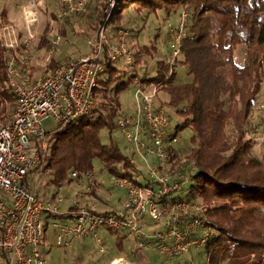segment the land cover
I'll return each instance as SVG.
<instances>
[{
	"label": "built area",
	"instance_id": "built-area-1",
	"mask_svg": "<svg viewBox=\"0 0 264 264\" xmlns=\"http://www.w3.org/2000/svg\"><path fill=\"white\" fill-rule=\"evenodd\" d=\"M59 2L60 19L88 13L87 0ZM117 2L107 1L104 18L88 39L87 55L62 61L51 74L38 80L32 78L29 62L36 46L39 10L36 0H24L20 6L25 36L17 42H6L12 49H23L20 60L12 56L7 65L6 79L13 88L15 104L7 120L0 117V264H46L41 247L46 245L50 228L56 246L69 247L92 237L103 251L101 231L111 230L127 235L136 249L163 258L185 256L220 236V230L201 215L204 204L173 200L183 190L186 178L180 167L173 168L170 161L169 148L176 147L180 137L165 108L155 102L161 84L150 88L139 82L134 93V112L116 113L117 127L148 168L146 184L112 174L110 185L123 187L128 194L125 211H99L95 204L81 205L78 199L63 210L56 204V197L47 202L30 186V174L44 168L49 131L99 109L96 93L100 80L108 76L107 63L127 72L136 70L127 29L120 27L110 32L109 17ZM189 15L183 9L169 29L172 69L183 52ZM19 62L26 66L23 76ZM71 178L78 183L83 178L97 181L95 172L81 175L73 171ZM86 188L88 192L92 190L90 186ZM119 260L118 264H134L125 258Z\"/></svg>",
	"mask_w": 264,
	"mask_h": 264
},
{
	"label": "trees",
	"instance_id": "trees-1",
	"mask_svg": "<svg viewBox=\"0 0 264 264\" xmlns=\"http://www.w3.org/2000/svg\"><path fill=\"white\" fill-rule=\"evenodd\" d=\"M95 1L102 8V21L108 0ZM130 9L145 20L159 11L169 18L183 9L189 11L192 23L183 42L182 62L188 64L189 72L195 75L193 81L179 83L168 59L167 62L158 60L155 77L140 79V83L148 87L161 84L160 87L168 92V104L184 117L176 132L186 127L194 131L192 147L185 156L179 151L180 147L169 148L172 167H180L185 178L189 171L191 178L187 177L192 182L189 191L188 187L183 188L184 192L175 195L173 200L196 201L191 197L194 196L224 202L205 210L210 222L222 232L217 240L203 248L207 255L210 252L207 264H223L224 261L228 264H264V155L262 158L255 155L253 140L246 138L250 115L264 79V0H118L109 17L110 32L123 26ZM50 15L57 18L56 13ZM8 24L12 22L4 8L0 19V105L4 98L15 102L13 88L6 79L7 65L12 56L20 60L19 54L23 50L7 46L4 30ZM53 30L51 22H47L37 48L52 44L49 35ZM20 31L18 36H25L23 27ZM128 42L134 51L136 69L148 57H156L155 44L152 47L141 46L139 41L131 43L130 39ZM240 44L247 46L243 66L233 61L234 49ZM221 57L224 61L219 60ZM61 62L52 58L47 63L48 75ZM178 62L181 61L178 59ZM225 66L226 74H219V69ZM119 68L107 63L108 76L100 80L101 87L96 93L100 102L96 113L56 125L49 131L43 169L50 171L52 183L58 186L71 183L73 171L81 175L93 172L94 161L99 160L105 171L146 184L147 174L143 177L145 182H141L138 179L141 172L133 171L136 168L133 160L123 154L119 145L104 144L101 140V129L116 127L113 118L121 105L118 95L126 88L125 82L111 87L113 76L123 71ZM171 69L172 75L166 80ZM6 114L3 108L0 111L3 121L7 120ZM228 132L236 134L237 139L230 140ZM189 161L194 166L192 170L185 168ZM99 188L96 182L89 193L96 196ZM101 232H105L104 244L108 240L105 235L117 236V245L123 252V239H127V235L111 230ZM253 254L254 258L251 257Z\"/></svg>",
	"mask_w": 264,
	"mask_h": 264
},
{
	"label": "rangeland",
	"instance_id": "rangeland-1",
	"mask_svg": "<svg viewBox=\"0 0 264 264\" xmlns=\"http://www.w3.org/2000/svg\"><path fill=\"white\" fill-rule=\"evenodd\" d=\"M36 2L39 10V22L37 23L36 31L39 35L36 36V46L30 55V57H32L30 60V64L32 65L30 66L32 70V78L38 80L40 77H47L49 73L46 70L47 63H49L52 58L63 61L70 58H79L80 56H84L89 53L90 47L88 39L96 32L97 27L101 22L100 18L103 16V11L100 5L96 4L95 0H88V13H76L64 19H60L57 16L55 19L50 15V13H56L57 15L59 7L61 6L59 0H36ZM22 3L23 0H0V19L1 11L6 8L12 22V24H8L4 30L7 41L12 39L17 42L20 39V37L17 36L18 32L20 30L22 31V20L20 16L21 10H19ZM178 17L179 13L178 15L176 13H172L169 18L166 16L165 12L159 11L157 15H149V17L145 20L132 9L126 12L122 27L127 29L130 42L139 41L141 46L153 45L152 47H154L155 44L158 52L156 57H148L144 60V62L139 63L134 73H127L122 68H119L123 71H118L116 75L113 76L114 81L111 87H116L119 82L126 83V88L118 95L121 104L118 107V110L130 114L133 113L135 108L134 93L135 89L139 86L140 79L142 80L144 77H155L157 74V63L159 59H164L166 62L167 59L168 62L171 61L172 40H170L169 29L171 25L176 24L175 21H178ZM47 22H51L54 29L49 35V41L52 44L48 45L46 48H37L40 41L39 37L42 36L43 29ZM191 23V15H189L188 26ZM19 28L21 29L19 30ZM187 29H190V27H187ZM152 49L155 50L154 48ZM246 56L247 46L245 44H240L235 47L233 52V61L236 64L243 66L246 61ZM182 59H184L183 52L179 57L181 62L176 63L174 69L177 73V81L185 84L186 82L193 81L195 75L189 72V65L182 62ZM219 60L224 61V58L221 57ZM227 62H229V60H227ZM19 67L21 70L20 74L23 76L26 66L19 63ZM225 71H227V66L221 67L218 72L223 75L226 74ZM160 86L155 102L157 105H162L163 103L162 106L171 118V126L173 129H176L179 124L183 123L184 117L179 115L176 112V109L168 104L170 95ZM152 87L153 85H151L150 88ZM14 103L15 102L12 103V101L10 102L4 98L3 106L0 105V111L5 108L7 113L6 115L9 116L13 110ZM113 119L116 125L117 116ZM249 121L246 138L253 140V152L255 155L257 154L258 157L262 158L264 155V79L256 100L254 111L251 113ZM193 132L192 128L186 127L178 133L180 142L177 147H180L179 151L182 156H185L192 147L191 138L194 135ZM100 135L104 144L115 143V145H119L123 154L133 160L136 167L133 171L141 172L138 179L141 182H145L143 177L147 173L148 168L146 167L145 162L135 154L133 145L127 140L121 129H119L117 125L114 129L104 127L101 129ZM229 135L230 140L233 141L234 139H237L236 134H232L230 132ZM188 163L189 166L185 168L192 170L194 167L192 162L189 161ZM93 172L96 173L97 181L83 178L82 183L71 182L58 186L51 182L52 175L50 171H44L42 168L30 174L29 183L32 190L36 191L39 197L43 200L48 202L52 200L53 197H56V204L63 210L69 208L74 202V199H78L81 205L95 204L99 211L112 210L119 213L125 211L127 202L129 201L128 194L125 191L126 189L110 185L109 182L112 174L108 170L105 171L103 164L99 160L94 161ZM188 172L189 171H187V176L191 178V176H189L190 172ZM187 176L184 181V189L188 187V190L189 187H191L192 182ZM96 182L99 183L101 188H99L96 196H93L88 192L86 187L90 186L93 188L96 186ZM184 189L182 193L184 192ZM81 190L84 191L82 194H80ZM187 190L185 191V195L188 196ZM191 197H193L197 203L205 205L204 209H202V216L206 214V209L214 208L224 203L220 200H203L194 196ZM51 230L48 231L49 239L45 242L46 245L41 247L46 264H110L112 258H125L134 264H207L209 261V254L207 255L201 246L198 247V249L191 250V252L185 256H176L172 258L165 257L164 259L166 260H164L163 257L156 256L151 252H144L136 249L131 242L130 244L127 242L122 252L117 245V236L115 235H105L108 237V240L107 243L104 244L103 251L93 238L78 241L76 245L73 246L60 247L56 246V243L52 242ZM101 235H104V232H101ZM220 235H222L221 231ZM251 257L254 258L255 256ZM223 264L228 263L224 261Z\"/></svg>",
	"mask_w": 264,
	"mask_h": 264
},
{
	"label": "crops",
	"instance_id": "crops-1",
	"mask_svg": "<svg viewBox=\"0 0 264 264\" xmlns=\"http://www.w3.org/2000/svg\"><path fill=\"white\" fill-rule=\"evenodd\" d=\"M22 27H23V23H22ZM21 28H19V30H20ZM81 57V56H80ZM64 61V60H63ZM71 182H77V181H75V180H73L72 179V181ZM66 184V183H65ZM78 184V183H77ZM49 230H51V229H49ZM105 233V232H104ZM48 239H49V236L47 237ZM52 242H53V238H52ZM127 242H129V244H130V240H129V238L127 237V239H123V247H125L126 246V244H127ZM129 244H128V246H129ZM76 245V244H75Z\"/></svg>",
	"mask_w": 264,
	"mask_h": 264
},
{
	"label": "bare ground",
	"instance_id": "bare-ground-1",
	"mask_svg": "<svg viewBox=\"0 0 264 264\" xmlns=\"http://www.w3.org/2000/svg\"><path fill=\"white\" fill-rule=\"evenodd\" d=\"M120 260L118 259V260H116V262H115V264H118V262H119Z\"/></svg>",
	"mask_w": 264,
	"mask_h": 264
}]
</instances>
